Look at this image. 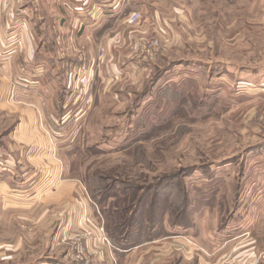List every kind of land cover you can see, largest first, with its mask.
<instances>
[{
    "label": "rangeland",
    "instance_id": "rangeland-1",
    "mask_svg": "<svg viewBox=\"0 0 264 264\" xmlns=\"http://www.w3.org/2000/svg\"><path fill=\"white\" fill-rule=\"evenodd\" d=\"M71 5L43 24L52 54L30 21L34 58L20 54L23 25L0 39V127L38 109L50 141L38 151L24 132L0 148V264H124L128 249L84 263L85 237L127 246L160 235L202 244L221 264H264V0ZM51 152L98 213L69 239L39 198Z\"/></svg>",
    "mask_w": 264,
    "mask_h": 264
},
{
    "label": "crops",
    "instance_id": "crops-1",
    "mask_svg": "<svg viewBox=\"0 0 264 264\" xmlns=\"http://www.w3.org/2000/svg\"><path fill=\"white\" fill-rule=\"evenodd\" d=\"M73 1L0 0V39L5 37L7 27L9 29L10 27L16 26L17 23L23 25V31H16V36L21 37L22 39V52H20V54H22L23 51L25 52L27 57L25 59L26 61L28 57L34 58L36 47L34 46V37L32 36L27 23L30 21L34 25L33 28L38 33L36 34L40 37L38 40L40 41L39 43L41 44L43 51L52 54V51L48 46L49 44L45 41L46 33L44 32L45 27H49V25L44 27L43 24L53 23L59 18H63V15L68 14V7H72L71 3H73ZM67 23L68 22L63 23L65 27L67 26ZM72 23L73 25L70 29L72 33L77 34V31L80 30V28L74 29L73 27L77 26V19H74ZM84 30L86 31L88 29ZM37 53H39V51H37ZM49 60L52 61L50 58ZM74 61L76 62V60ZM68 83V86L73 85L71 81H68ZM89 87L91 89L92 84H84L82 86L83 92L89 93ZM65 98L66 96L64 94L56 95L57 108L60 104L63 107V103L65 104L66 100ZM48 117L53 120L52 115H49ZM11 118L19 121L17 126L16 123L11 126L9 125L8 120L10 121ZM39 118H41L40 112H38V109L34 108H26L15 114L10 113V117L8 116V120H5L6 123L4 122L3 124V126H7L4 129H2L3 126L0 127V148H5L7 146V139L11 135L18 136L25 132L28 136H31L30 141L33 142L31 145L34 146L36 150L38 149V151L48 152L50 146V141L47 137L48 133L44 128H39L37 122ZM41 167L43 170L45 169L50 173L49 179L51 178V184L49 185L50 187L44 189L45 191L42 192L43 195L39 198L47 200V204H44L47 205L45 211L48 210V212L59 214L60 217H58L61 221L59 232L63 234V237L71 238L74 236L71 234L69 235L70 229L72 231L77 230L78 232L83 233L87 232L91 225L95 224L94 221L98 223V213L94 207V201L90 197L87 189L79 179L66 176L61 178L62 170L60 163L57 159L53 158L52 152L50 159H47L46 163L42 164ZM20 168H22L23 171L27 169L25 166ZM48 212L44 213L46 217L50 214H48ZM65 213L68 218L65 217ZM71 224L73 226H71ZM98 240V242L94 243L92 238L87 239V237H85L86 254L82 260L84 263L91 262L93 256H99L102 260V254L106 256V253L110 251L114 256L118 255L114 246L108 239L107 242L100 239ZM92 244L95 247L101 248V250H97L98 252L92 250ZM198 251H205L202 244L194 243L182 235H160L149 237L147 239L138 238L132 243V246L127 252L124 253V264H221L219 254H207L205 251L207 255H204L199 254Z\"/></svg>",
    "mask_w": 264,
    "mask_h": 264
},
{
    "label": "built area",
    "instance_id": "built-area-1",
    "mask_svg": "<svg viewBox=\"0 0 264 264\" xmlns=\"http://www.w3.org/2000/svg\"><path fill=\"white\" fill-rule=\"evenodd\" d=\"M138 19H139V13L138 12H132V13H130V15L128 16V18H127V22L129 23V24H135L137 21H138ZM156 47V46H158L157 45V42L155 41V42H150V41H148L147 42V44L144 46L145 48H153V47ZM154 47V48H155ZM104 52H103V50H102V53L101 54H103ZM79 249V252H82V248H78Z\"/></svg>",
    "mask_w": 264,
    "mask_h": 264
},
{
    "label": "trees",
    "instance_id": "trees-1",
    "mask_svg": "<svg viewBox=\"0 0 264 264\" xmlns=\"http://www.w3.org/2000/svg\"><path fill=\"white\" fill-rule=\"evenodd\" d=\"M134 243V242H132ZM132 243H129V245L125 246L124 244L122 246H117L116 244H112L114 246V249L116 251V253L121 254L123 251L129 249L132 246Z\"/></svg>",
    "mask_w": 264,
    "mask_h": 264
}]
</instances>
